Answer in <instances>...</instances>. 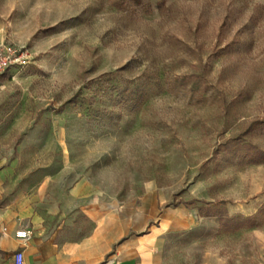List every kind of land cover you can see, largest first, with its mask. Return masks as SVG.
I'll return each mask as SVG.
<instances>
[{"label":"rangeland","instance_id":"rangeland-1","mask_svg":"<svg viewBox=\"0 0 264 264\" xmlns=\"http://www.w3.org/2000/svg\"><path fill=\"white\" fill-rule=\"evenodd\" d=\"M0 43L22 187L115 200L154 264H264V0H0Z\"/></svg>","mask_w":264,"mask_h":264},{"label":"crops","instance_id":"crops-1","mask_svg":"<svg viewBox=\"0 0 264 264\" xmlns=\"http://www.w3.org/2000/svg\"><path fill=\"white\" fill-rule=\"evenodd\" d=\"M10 166L0 163V264H154L148 238L132 234L115 200L86 198L84 185L66 191L48 185L24 188ZM88 203V206H86ZM28 229L26 240L17 231Z\"/></svg>","mask_w":264,"mask_h":264},{"label":"built area","instance_id":"built-area-1","mask_svg":"<svg viewBox=\"0 0 264 264\" xmlns=\"http://www.w3.org/2000/svg\"><path fill=\"white\" fill-rule=\"evenodd\" d=\"M28 53L22 49L11 47L0 43V75L5 73L12 66L18 65L23 66L27 63ZM31 231L28 229H23L17 231V237L21 239H28L30 237ZM15 264H24V252L17 251L14 254Z\"/></svg>","mask_w":264,"mask_h":264}]
</instances>
